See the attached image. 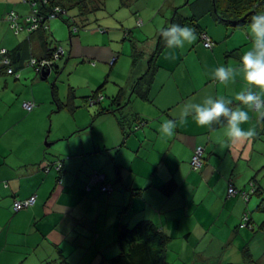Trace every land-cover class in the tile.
Here are the masks:
<instances>
[{
    "label": "crops",
    "instance_id": "0c3cea01",
    "mask_svg": "<svg viewBox=\"0 0 264 264\" xmlns=\"http://www.w3.org/2000/svg\"><path fill=\"white\" fill-rule=\"evenodd\" d=\"M21 1L0 0V49L10 52L20 76L0 77V114L14 98L21 109L28 102L37 107L28 117L20 113L25 119L22 124V119L13 124L24 130L5 131L6 137L14 130L21 142L0 140V264H109L118 254V225L142 220L165 235L166 264H264V194H250L253 189L264 193V117L250 112L249 122L242 127L254 129L255 136L235 143L222 127L201 128L191 118L178 124L172 136L162 137L158 131L164 120L176 117L185 101H199L209 94L233 99L245 87L239 76L224 85L215 82L212 73L221 65L239 63L250 44L246 30L232 32L204 18V33L214 43L213 49H207L197 34L183 48H167L157 60L148 102L132 97L128 78L126 84L117 85L118 91L126 88L123 112L103 115L89 128L93 116L113 107L110 99L118 91L107 99L100 94L99 103L76 100V111L57 109L48 130L39 117L49 95L37 79L27 93L16 91L6 97L2 91L24 88L18 82L30 72L28 62L43 59L55 44L66 54L58 69L73 64L74 55L94 63L111 60L115 50L110 45L87 44L88 36L72 38L62 22L68 48L61 44L64 27L60 23L52 21L48 30L30 33L25 21L28 3ZM165 4L154 8L146 20L137 12L135 23L123 27L136 29L139 21L138 42L150 40V51L160 29L168 24L165 17L178 8L175 2ZM11 13L19 17L18 35L6 20ZM88 65L86 70L95 73V64ZM257 91L264 96V91ZM92 95L85 93L82 100ZM59 114L69 115L72 121L61 120ZM121 121L126 122L121 125ZM197 148L203 149L204 165L193 171L191 160ZM58 161L63 164L62 174L43 171ZM95 175L114 183L115 191L103 194V183L94 180ZM169 185L174 189L165 194L162 189ZM230 186L249 198L229 197ZM32 198L33 207L13 213L14 201Z\"/></svg>",
    "mask_w": 264,
    "mask_h": 264
},
{
    "label": "trees",
    "instance_id": "16d2710c",
    "mask_svg": "<svg viewBox=\"0 0 264 264\" xmlns=\"http://www.w3.org/2000/svg\"><path fill=\"white\" fill-rule=\"evenodd\" d=\"M25 3L31 4L32 15L26 17L25 21L27 24L30 25V33L37 32L41 29L48 30V23L53 20H59L63 24H65L69 30V35L73 37H77L82 30L91 27L95 21L93 18L97 15V13L105 12L106 11V4L108 0H24ZM121 7L120 8H127L130 6L128 3L130 0H120ZM183 8H188L190 12L187 14H183ZM182 10V11H181ZM264 11V0H187V3L182 8H175L170 13L169 16H166L165 19L167 20V27L170 24H179L181 26H188L195 30V34H197L203 41L205 46L204 39L206 38L212 44L211 48L213 49L214 43L205 35L204 27L202 26V20L207 17L212 18L217 24L223 26L226 30L229 31H236V30H245L246 24L249 22L250 17L257 12ZM18 17V16H17ZM31 18V22L28 23L27 19ZM19 19V17H18ZM7 22L8 19L6 18ZM18 21V20H17ZM18 23V22H17ZM12 28V24L10 23ZM19 30L16 31L13 29L14 33L18 35L21 32L20 25ZM142 24H137V29L141 28ZM163 27V28H165ZM162 28V29H163ZM137 29L133 30H124V36L126 40H129L131 43V70L129 74V83H128V92L132 94V97L136 99H140L143 101H149V92L150 86L154 79L155 73L158 70L157 60L160 55L167 49L164 43L163 38L159 34L155 38V43L153 49L146 50V46L150 45V40L143 41V43L138 42V35L140 31ZM100 34H105L106 31L99 28L98 31ZM205 39V40H206ZM3 50V49H0ZM63 54H61V52ZM117 52H115V57H113L111 66L117 61ZM7 58L9 59V65H2L0 63V77L3 75L6 76H15L20 78L19 75L13 69V57L11 56L10 52L7 51ZM66 57L65 50L60 44H55L54 47H49L47 49V54L43 59L36 60L31 59L27 66L30 69H34L36 72V76H41V66L43 62L51 63V68L54 69L53 73L59 75L60 69L56 68L58 61ZM1 62V59H0ZM32 62L35 64L32 65ZM86 59L82 61L83 64H90L94 66L93 61H89L87 63ZM12 70V74L8 75L7 72ZM103 88H100L99 91L93 93L94 95L90 96L91 99L84 98L85 104L91 102L99 103L96 99L99 98L100 102L103 100V97L100 95V91ZM75 88L70 86L69 90V99L70 102L66 103L65 105L60 102L57 96V89L56 86H52V95L54 98V102L58 106V110H63L68 108L70 111H76L78 109L75 107L74 99L78 100V97L75 95ZM125 93L126 88H120L118 94L112 100V106L110 109H103L100 110L95 116H93L91 125L89 128H92L93 122H95L99 117L114 113L118 111L119 113L123 112L122 107L125 106ZM96 99V100H95ZM95 100V101H94ZM34 105L32 111H27L24 106L23 109L26 113H33L36 109L37 105L34 102H28ZM26 103V104H28ZM25 105V104H24ZM121 121L120 124L124 125ZM124 127V126H123ZM219 125H213L212 129L219 128ZM123 135L127 136L128 133L126 130H123ZM197 148L194 151L193 157L195 156ZM192 157V159H193ZM202 164L201 167L198 169L194 168L192 165L191 160V167L193 171H200L204 165V153L202 149L201 155ZM60 167V169H58ZM45 173H50L51 171H55L59 175L62 174L63 171V164L62 161L56 162V164L51 165L49 168L43 169ZM98 177L95 175L94 178ZM254 180V179H253ZM60 182H62L60 180ZM255 182V180H254ZM98 183H103L104 186H110L111 193H103L107 195H111L114 191V183H107V181H99ZM5 187H8L5 184ZM233 187V186H230ZM253 187V186H252ZM174 186L169 185L162 189L165 194H170ZM234 188V187H233ZM235 189V188H234ZM237 192L236 196H240L243 200H247L249 198V194L245 192ZM254 195H263L261 194L260 190L253 189L250 194ZM245 194V196H243ZM30 200V199H28ZM25 201H14L12 204V211L13 213H20L26 211L28 209H24L21 211L16 212L14 210V204L17 202H26ZM36 202V201H35ZM264 205V200H262L261 205ZM33 207V206H32ZM261 207V206H260ZM31 208V207H30ZM166 238L163 233L151 222L149 221H138L133 225H126L120 223L118 225V237H117V248L118 254L113 257L109 264H166L164 254L166 249Z\"/></svg>",
    "mask_w": 264,
    "mask_h": 264
},
{
    "label": "rangeland",
    "instance_id": "374dc122",
    "mask_svg": "<svg viewBox=\"0 0 264 264\" xmlns=\"http://www.w3.org/2000/svg\"><path fill=\"white\" fill-rule=\"evenodd\" d=\"M166 2L169 3L175 2V5L178 6V8H182L186 5L187 0H130L128 3L130 6H128L127 8H120L121 7L120 0H108L106 4V11L97 13V15L93 18V21L94 20L97 21H95L94 24L91 25V27L82 30L80 32V37L88 36L89 42L87 44L92 43L98 46L110 45L115 50V52H117L116 55L117 61L114 63L113 66H111L112 60L95 59L94 64L97 67V70L95 73L91 74L90 72H88V70H86V67L89 65L82 63V61L85 59L78 58L74 55L73 56L74 58H72V60L70 61V63L73 64L70 65L64 64V67L61 68L59 75L52 73L47 80L42 81L41 76L37 77L35 70L32 68L31 70H29L30 72L28 74H25L26 76L25 75L23 76L22 81L18 82V83L22 82L21 84L24 86V88L22 87L20 89L10 88V90H3L2 94L5 95L6 97H9L10 94L14 95L13 92L16 91L27 93L31 88V81L37 79L40 85L46 87L49 95V101L44 103V107L42 108L43 110L40 113V117H39L40 122L44 121L46 124L43 125V127L46 126L48 130L51 127L53 112L57 111L58 109V106L54 102V98L52 95L53 85L56 86L57 96L63 102L64 105L70 102L68 95L70 86H73V88H75V92H74L76 94L75 96L81 98L78 99L79 104L84 103L82 100L83 94L95 93L99 91L100 88H103L101 89L100 94L104 97V99H107L109 96H113V94H115L114 92L118 91L117 85L119 83L126 84L131 70V58H130L131 43L129 40H126V37L124 36V32H123V27L127 28L128 24H130L131 22L132 24L135 23L134 19L135 16H137L136 14L137 12H139L146 20L147 15H149L154 8H160L164 5H167L168 3L165 4ZM21 3L23 5H27L24 2V0L21 1ZM167 10L168 8L166 9V11ZM182 10H184L183 14L185 13L188 14L190 12L188 8H183ZM27 11L29 13L28 16H31L32 10H31V4L29 3L27 5ZM150 19L151 18H148V22L150 21ZM53 22L57 24L60 23L59 20H53ZM148 22L146 21V25H148ZM62 27L64 26L62 25ZM134 27H130V28L132 29ZM99 28L105 30L106 33L105 34L99 33L98 36L97 31ZM63 29H64V35L62 34L63 37L61 44L63 46L65 45L68 48L69 43L65 42L66 40H68L67 29L65 27ZM151 46L152 44L147 45L146 50L147 47L148 49H150ZM43 91L44 89H41V94L43 93ZM15 97L17 99L20 98L19 93L16 94ZM15 100H16L15 98L13 100L11 99V101H9L7 104L8 109L5 111V114H0V134L2 133V137H0V140L2 139V142H10L11 139L17 142H21V140H19L18 137L15 138L16 134L14 130H20L23 129V127L19 126V128H15L13 127V124H17V122L20 119L23 120L21 124L25 121V119L21 118L20 113L27 115V117L32 114V113H26L25 110L21 109L22 105H20L19 103L14 104ZM76 100L77 99L73 100L75 107H76ZM98 102H100V99ZM52 104L55 105V106L53 105L54 106L53 110H52ZM59 115H61L59 116L61 120L66 119L65 122H67V120L72 121V118H70V116L67 114H66L67 116L62 114ZM9 127L11 128V130L15 128L13 130L14 133L13 132L9 133L8 136L5 137L4 135L7 134L5 131H7ZM43 127L41 128V130L43 129Z\"/></svg>",
    "mask_w": 264,
    "mask_h": 264
},
{
    "label": "clouds",
    "instance_id": "9594fccd",
    "mask_svg": "<svg viewBox=\"0 0 264 264\" xmlns=\"http://www.w3.org/2000/svg\"><path fill=\"white\" fill-rule=\"evenodd\" d=\"M249 47L240 55L235 66H219L212 73V79L220 84L234 83L239 76L245 87L235 92L233 99L205 95L199 101L189 99L179 106L176 117L164 120L158 131L162 137L172 136L178 124L191 118L201 128L219 125L232 142L250 140L255 130H245L242 125L250 120V112L264 117V11L254 13L245 26ZM161 37L168 49L183 48L185 43L196 39L195 30L188 26L170 24L161 29Z\"/></svg>",
    "mask_w": 264,
    "mask_h": 264
},
{
    "label": "built area",
    "instance_id": "2783aa9c",
    "mask_svg": "<svg viewBox=\"0 0 264 264\" xmlns=\"http://www.w3.org/2000/svg\"><path fill=\"white\" fill-rule=\"evenodd\" d=\"M7 19L12 24V28L15 29L16 31H18L19 30V26H18V23H17L18 22L17 21L18 20L17 15L14 14V13H11L7 17ZM31 21H32L31 18L27 19L28 23H30ZM205 39H204L205 46L207 48H211L212 44L209 42V40H207V39L205 40ZM60 52H61V54H63L62 51H60ZM6 55H7V51L6 50H4V49L0 50V59H1L0 63H2V65H6L7 66V65H9L10 62H9V59L7 58ZM34 64L35 63L32 62V65H34ZM51 65H52L51 63L43 62L42 64H40L41 69H39V70H41V73H42V71H46V70L50 69ZM7 74L11 75L12 74V70H9L7 72ZM33 107H34V105H32L30 103L24 105V108L27 111H32ZM201 155H202V149H198L196 154H195V156L192 159V165L196 169L201 167V164H202ZM58 169H60V167ZM94 180L99 182V181L104 180V177L98 176V177L94 178ZM101 191H102V193H111V188H110V186H104V187H102ZM228 195H229V197H234V196L237 195V192L235 191V189L233 187H230L229 190H228ZM243 196H245V194ZM34 204H35V198H32V199H30V200H28L26 202H17V203L14 204V210L16 212H18V211H21V210H24V209H28V208L32 207Z\"/></svg>",
    "mask_w": 264,
    "mask_h": 264
},
{
    "label": "water",
    "instance_id": "95a60500",
    "mask_svg": "<svg viewBox=\"0 0 264 264\" xmlns=\"http://www.w3.org/2000/svg\"><path fill=\"white\" fill-rule=\"evenodd\" d=\"M53 71H54V69H52V68H50V69H48L46 71H42V73H41V80L42 81L47 80L48 77L51 76V74L53 73ZM46 147H48V146L46 145Z\"/></svg>",
    "mask_w": 264,
    "mask_h": 264
}]
</instances>
